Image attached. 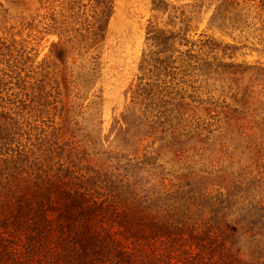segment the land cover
<instances>
[{
  "label": "rangeland",
  "instance_id": "obj_1",
  "mask_svg": "<svg viewBox=\"0 0 264 264\" xmlns=\"http://www.w3.org/2000/svg\"><path fill=\"white\" fill-rule=\"evenodd\" d=\"M0 46L1 95L64 163L221 194L232 257L264 264V0H0Z\"/></svg>",
  "mask_w": 264,
  "mask_h": 264
},
{
  "label": "trees",
  "instance_id": "obj_2",
  "mask_svg": "<svg viewBox=\"0 0 264 264\" xmlns=\"http://www.w3.org/2000/svg\"><path fill=\"white\" fill-rule=\"evenodd\" d=\"M1 74L0 264H245L231 255L237 229L221 194L188 183L140 192L122 176L78 173L56 134L23 125Z\"/></svg>",
  "mask_w": 264,
  "mask_h": 264
}]
</instances>
